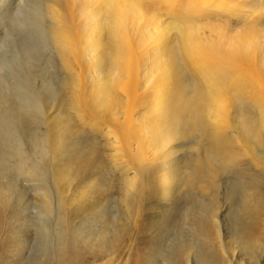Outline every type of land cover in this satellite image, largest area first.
Instances as JSON below:
<instances>
[{"label":"bare ground","instance_id":"obj_1","mask_svg":"<svg viewBox=\"0 0 264 264\" xmlns=\"http://www.w3.org/2000/svg\"><path fill=\"white\" fill-rule=\"evenodd\" d=\"M262 13L264 0H0V201L37 226L34 264H225L217 246L244 264L228 204L240 252L257 253Z\"/></svg>","mask_w":264,"mask_h":264},{"label":"rangeland","instance_id":"obj_2","mask_svg":"<svg viewBox=\"0 0 264 264\" xmlns=\"http://www.w3.org/2000/svg\"><path fill=\"white\" fill-rule=\"evenodd\" d=\"M244 1H246V2L249 1V3H250V2H253L254 0H244ZM246 13L249 14L250 11L247 10ZM261 16L263 18L262 19L263 22L258 26V31H259V34H261V36H260V39L256 40V44H258L260 42L261 45L263 46V44H264V13H262ZM248 20H249V17L248 18H246L244 16H241V18H236V17L234 18L233 17V27H235L236 29H241V26H243V24L246 23V21H248ZM252 43L255 44L254 41ZM189 144H191V143L184 145L183 148L187 149L188 148L187 145H189ZM188 155L189 154H187L186 157ZM179 167H180V171L182 174H185L186 171L188 170L185 161H182L180 163ZM116 176L118 178H120L119 173H117ZM179 192H183V189H179ZM122 197L116 199L117 201L114 200L113 202H111V204L114 203L113 205H116V207L114 206V209H116L117 207H121V206H122V208L125 209L126 206H125L124 202L121 201V200H123ZM1 201H0V264H34L31 261L32 260L31 259L32 250L34 247L36 248L37 245H39V242H41L38 233H36L37 226L31 225V226H29L30 227L29 228L23 224L18 223V222L11 221V219L9 218L10 217V213H9L10 211H9L8 206L6 204V200H3L2 202ZM135 204H134V207L136 208V206H138V201H136ZM227 206H225L226 208H225V210H223L224 211L223 212L224 226L226 228V237L228 239V240L227 239L226 240L228 242L230 240H232V241H230L231 243L229 242L230 245L231 246L233 245V247L237 246L234 248L232 247V250L236 252L237 262L243 261V263L245 262L244 264H247V262L248 263L252 262V264H264V242L261 245V247H259L257 253H255L253 256L240 252V250L238 248L237 235H236L234 229L236 226L235 217H236L237 213L241 211V208L232 207L229 204ZM134 211H136V210H134ZM243 218H246V216L243 215ZM77 221H80V219H78ZM135 224H136L135 222L131 223V229H132L131 234L132 235L135 234V235L131 236V239H130L131 241L129 239L125 240L124 244L126 245V247L130 246L131 244L133 247L136 244V240H135L137 237L136 236V230L138 229V227ZM72 226L74 227L73 223H72ZM141 228H143L142 232H143L144 237H146V238H157L155 240V242L153 243L154 245L157 244L158 246H160V245L164 246L163 242L166 240V238L160 239L161 231H159V229H157L156 226H152V224L148 223L147 226H145V227L140 226V229ZM83 230H85V228H83ZM194 236L196 237L197 235L194 234ZM197 237H199V236H197ZM133 240H135V241H133ZM133 242H134V244H133ZM216 244H217V242H216ZM25 245H27V246L25 247ZM32 245H33V247H32ZM30 247H31V249H30ZM215 251L218 254L217 258L220 259V262H222L223 259L227 258V259L223 260L225 262V264H226V262H227V264H235V262L232 263V261L230 263V260L228 259L229 257H226L224 255L225 253H223L222 249L219 248V246H217L215 248ZM237 253H239V254L237 255ZM18 254H19V256H18ZM17 256H18V258H17ZM64 258H62V259L57 258V257L45 258V259H43V261L40 264H63ZM127 258H128L127 254L126 255H120L118 257H114V258L108 260V262H109L108 264H115V263L116 264H124L126 262ZM130 260L132 261L133 258H131ZM236 264H238V263H236Z\"/></svg>","mask_w":264,"mask_h":264}]
</instances>
